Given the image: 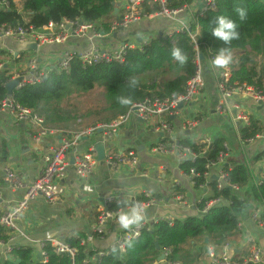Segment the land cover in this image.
<instances>
[{
    "label": "trees",
    "instance_id": "1",
    "mask_svg": "<svg viewBox=\"0 0 264 264\" xmlns=\"http://www.w3.org/2000/svg\"><path fill=\"white\" fill-rule=\"evenodd\" d=\"M10 11L0 12V24H23L26 21L36 27H43L50 22L62 20H83L88 23H98V31L110 34V25L119 17L114 14L117 0H8ZM169 8L180 9L190 6L193 0H168ZM19 2V3H18ZM21 4V13L18 6ZM242 7L246 17L239 20L235 9ZM153 10L152 12H154ZM224 15L239 24V38L225 45L211 35L216 18ZM191 33L196 34L194 40L187 31L174 32L168 35H156L146 45L129 49L122 64H99L84 67L75 58L67 71L54 70L42 83L27 85L13 91V99L20 106L32 109L42 116L47 125L63 129H72L78 121L86 122V128L100 123H108L120 115L126 114L135 104L146 99L174 98L184 93L187 82L193 76L197 54L208 57V51L216 55L220 48L231 50L232 82L246 83L256 89L264 90V62L258 63L254 57L264 56V0H217L216 11L208 12L205 16L191 17ZM179 47L188 57L187 62L180 66L171 56L172 49ZM3 54V53H2ZM8 70L0 73V101L8 97L6 85L12 76ZM135 81V83H133ZM97 89L104 92L105 106L80 115L63 107V102L74 95L89 94ZM119 97L131 99L128 105L119 103ZM104 112L106 115L96 119V115ZM87 120V121H86ZM240 137L244 141L261 135L264 126L260 121L252 119L249 127H240ZM182 148H189L195 157L182 161L181 170L191 177L195 188L206 184L209 196L198 205V210L204 209L205 202L223 198L230 205L215 206L203 215L189 216L176 219L172 226L166 221L155 223L149 231H144L135 240L130 241L126 251L122 253L113 248L102 259L91 261L96 254L81 246V240L88 237L78 233L76 237L66 238V242L76 249L72 260L67 255L56 254L51 246L46 247L48 261L46 264H154L162 255L164 249H171L172 254L167 261L178 264H196L195 254L192 253L194 243H204L208 237L209 244L221 249L231 244L238 235L237 224L241 217L251 209L252 201L264 203V184L255 185L246 198H241L231 187L241 189L252 181V172L247 163H236L226 160L221 170L227 173L228 185L218 190L217 180L207 181L204 177L208 161H216L224 153L225 142L215 139L209 156L205 157L209 146L202 141H191L188 137L179 140ZM258 156L255 160L258 161ZM260 160V159H259ZM195 175H191V171ZM174 196L183 195L185 190L174 186ZM138 200H142V197ZM124 207V202L111 206L112 210ZM10 230L0 229V238L7 240ZM159 245V249L156 247ZM0 264H43L35 259L31 247L17 246L12 256Z\"/></svg>",
    "mask_w": 264,
    "mask_h": 264
},
{
    "label": "built area",
    "instance_id": "2",
    "mask_svg": "<svg viewBox=\"0 0 264 264\" xmlns=\"http://www.w3.org/2000/svg\"><path fill=\"white\" fill-rule=\"evenodd\" d=\"M146 5L154 8V12H145ZM21 13V5H17ZM11 4L8 0H0V12L10 11ZM217 0H205L201 10L195 15L200 17L205 16L208 12L216 11ZM190 6L185 5L180 9L169 8L168 0H124L123 12L114 19L110 25V34L115 32L128 30L134 24L142 21L144 18L164 17L175 19L181 13H187ZM191 14L188 22L181 23L178 31H187L191 34L194 40L196 34L191 32ZM177 32V31H176ZM173 34V33H172ZM172 34H168L171 37ZM104 34L98 31V23H88L83 20L61 22H50L43 27H36L30 22L11 25L7 23L0 24V54L3 52L5 42L8 39L14 40L17 44L35 43L38 46V51L33 52L35 56L28 59L22 69L12 68L10 62L16 58H12L9 62L0 61V73L8 70V74L12 76V80L20 78L21 81L16 89H21L27 85H36L42 83L54 70L67 71L71 62L77 58L84 67H92L99 64L117 63L122 64L125 61V55L129 49L138 48L146 45L150 40L149 37L144 39L141 44L122 42L114 47H101L98 44H91L88 48L72 53L70 51H62L61 55L47 62H43L38 58L41 49L48 45H62L70 41V39H87L91 43L102 40ZM215 55L208 51L207 61H210ZM18 59V58H17ZM203 61L200 60V54L195 58L196 69L193 76L187 82L184 93L174 98L166 99H146L135 104L130 110L116 117L108 123H100L95 126L88 127L77 133H71L64 138L60 145L51 149L43 157V167L40 170L38 178L32 182H27L13 168L6 166L3 169L4 181L7 188L13 192H22V198L16 201L9 208L2 210L0 208V229H8L12 233L9 239L0 238V256L2 261H7L11 258L14 249L20 246L15 242L16 236L27 238L19 229L18 222L21 216L29 209L31 203L38 197H42L47 203H55L61 199L65 193V188L62 181L65 179L70 167L75 168L77 176L81 179L90 177L97 165V153L93 146L88 147L84 152L78 150V143L84 138H90L97 134H103L107 140H112L117 135L123 124L127 123L131 118L141 120L145 124H153L156 132L164 135V139L157 145L155 151L160 153L171 154L180 161L193 159L195 154L189 148H182L177 141L175 128L172 120L178 117L181 113L179 106H187L195 101L206 91L205 69ZM264 62V59L262 60ZM216 86L219 91V101L215 112L219 115L230 116L241 127H249L252 122V117L245 109L243 100L251 101L255 106H264V90L256 89L246 83L232 82V68L230 64L224 68H216ZM12 69V72H11ZM15 75V77H13ZM10 81V82H11ZM0 112L7 113L14 121L29 123L37 128L38 134L36 141L40 142L44 137L54 136L62 131L47 125L46 120L36 111L20 106L15 102L12 95L0 101ZM155 119V120H154ZM199 119L194 116L186 119L182 123L183 131H192L198 124ZM264 139L263 135H257L254 138L242 141L244 144L252 145L255 141ZM202 142L210 145L209 140ZM225 152L222 153L216 161H208L205 168L204 177L207 181L215 176L218 183V190H222L228 185L227 173L221 168L226 163L229 148L225 144ZM70 155L73 157L71 162ZM107 165L114 171H118L121 166L130 165L136 167L138 165V157L134 150L121 149L120 151H111L105 157ZM214 169L218 171L213 174ZM191 175H195L192 170ZM264 184V159L259 165V175L255 185ZM231 189L239 195L241 188L232 186ZM199 190L202 193V198L196 201L195 206L198 210V205L206 199L207 185H201ZM139 199V198H138ZM135 199L128 202L129 204L141 203L145 206V219L138 226H132L126 229L121 237L117 240L112 248L119 249L122 253L126 251L127 244L135 239H138L144 231H149L155 223L166 221L172 226L175 222V217L162 214L161 208L169 205L164 199H159L151 191L144 190L142 192V200ZM124 199L118 195H111L103 199L102 206L99 208L97 222L94 225L92 233L87 238L81 240V246H86L94 241L95 238L103 239L107 233L109 225L118 223L116 214L118 210H112L113 204L124 202ZM0 198V203H1ZM172 205H184L185 200L182 195H177L172 198ZM231 202L223 198H217L212 201L205 202L204 209L198 210V214L203 215L209 209L215 206L230 205ZM155 210L152 217L149 213ZM245 217H241L237 224V231L241 232L244 225ZM247 219L256 225L264 228V211L251 210ZM33 244L32 239H26ZM41 259L43 264L48 261L46 247L49 245L54 248L56 254L67 255L72 260L76 256V249L70 246L66 241L60 238H50L48 240H37ZM206 251L213 264H264V248L257 244L254 238L249 239V248L247 255L242 258L235 259L230 254V245H224L221 249L213 245H208ZM109 252L96 253L91 261L102 259ZM172 254L171 249H164L162 255L164 261H157L154 264H178L167 261V258Z\"/></svg>",
    "mask_w": 264,
    "mask_h": 264
},
{
    "label": "crops",
    "instance_id": "3",
    "mask_svg": "<svg viewBox=\"0 0 264 264\" xmlns=\"http://www.w3.org/2000/svg\"><path fill=\"white\" fill-rule=\"evenodd\" d=\"M205 0H193L190 10L181 13L175 19L155 17L144 18L142 21L131 26L128 30L115 32L111 35L105 34L102 40L90 42L87 39H70L62 45H48L41 49L38 55L43 62L58 58L61 52L66 50L78 53L91 44H98L101 47H114L122 42L141 44L147 37L156 35L165 36L179 30L181 23L188 22L191 14L195 15L204 5ZM124 0H117L115 7L118 15L123 12ZM154 10L146 5L145 12ZM19 44L8 39L5 42L3 52L0 54V61L10 62L12 68L22 69L26 61L35 56L30 51L18 52ZM3 53V54H2ZM18 53V54H17ZM17 55V56H16ZM29 55V57H25ZM262 55L255 56L257 62L262 63ZM18 58V59H17ZM205 69L206 91L191 104L184 106L178 117L172 120L175 128L177 141L188 137L191 141L209 140L212 143L215 139H223L229 151L227 160L242 164L247 163L252 172V181L248 186L241 189L239 196L246 198L250 195L251 189L259 175V165L264 159V139L255 141L252 145L244 144L240 137L238 124L227 115H219L215 109L219 101V91L216 86L217 69L209 67L207 59L203 60ZM12 72V69H11ZM15 77V75H13ZM245 109L252 119L260 121L264 126V106H255L249 100H243ZM196 116L199 124L192 130H182V123ZM155 120V119H154ZM73 129H63L56 126L61 133L54 136L44 137L40 142L36 141L37 128L29 123L14 121L7 113L0 112V208L5 210L22 198L23 193L11 192L4 181L3 169L9 166L22 175L27 182H32L38 178L43 167V157L58 147L61 141L71 133H77ZM264 136V131L261 134ZM164 139V135L156 132L153 124H145L141 120L131 118L123 124L119 133L112 140H107L103 134H97L90 138H84L78 143V150L84 152L88 147L96 149L97 160L98 150L101 149L104 160L98 161L90 177L81 179L77 176L75 168L70 167L62 184L65 193L55 203H47L42 197L34 200L29 209L21 216L18 227L28 238L34 241L29 243L25 237L16 236L15 242L20 246L31 247L34 250L35 259L39 253L37 240H48L50 238L76 237L82 232L87 235L92 233L97 222L99 208L103 199L111 196H121L125 201L130 202L142 197L144 190L151 191L159 199H164L169 203L167 207L161 208L160 212L175 219H185L189 216L198 215L196 201L202 198V193L195 188L191 177L186 176L181 170L182 161L175 156L155 151L157 145ZM134 150L138 157V165L121 166L118 171L112 170L106 163L105 157L108 152L120 151L121 149ZM260 157L255 160L257 157ZM72 156L70 155L71 162ZM218 169H214L215 174ZM174 186L185 190L182 195L185 200L184 205H172L174 196ZM206 190V196H209ZM264 211V203L258 206L252 201L251 209L244 215V225L241 232L232 240L230 254L235 259L247 255L249 239L254 238L261 247L264 248V228L256 225L247 219L251 210ZM155 210L149 213L152 217ZM126 229L118 223L109 225L107 233L103 239L95 238L85 247L87 251L110 252ZM12 234V233H11ZM192 253L195 254L196 264H213L205 249L204 243H194ZM38 260V259H37Z\"/></svg>",
    "mask_w": 264,
    "mask_h": 264
},
{
    "label": "clouds",
    "instance_id": "4",
    "mask_svg": "<svg viewBox=\"0 0 264 264\" xmlns=\"http://www.w3.org/2000/svg\"><path fill=\"white\" fill-rule=\"evenodd\" d=\"M236 14L240 21H243L246 17V10L242 7L235 9ZM239 24L230 19L227 16L219 15L216 18L215 26L211 28V35L218 41H222L225 45L231 43V41L239 38L238 32ZM171 56L180 66H183L188 57L183 53L179 47L172 49ZM232 61L231 50L227 47L220 48L216 55L210 61L209 67L224 68L227 67ZM135 83V81H133ZM119 103L122 105H128L131 103L130 98L119 97ZM145 206L141 203L129 204L124 202V207L119 208L116 214L118 224L128 229L132 226H138L145 219Z\"/></svg>",
    "mask_w": 264,
    "mask_h": 264
},
{
    "label": "rangeland",
    "instance_id": "5",
    "mask_svg": "<svg viewBox=\"0 0 264 264\" xmlns=\"http://www.w3.org/2000/svg\"><path fill=\"white\" fill-rule=\"evenodd\" d=\"M25 57L27 58V57H29V55H25ZM261 59L262 60L264 59L263 55H262ZM258 63H260V62H258ZM62 106L68 110L73 111V113L77 112L78 114L80 113V115H82L83 113L86 114L89 111H94L97 108L101 109L102 107L105 106L104 92L101 89H97V90H95L89 94L74 95L70 99L64 101ZM105 115L106 114L104 112H102V113H100V115H96V119L100 118L101 116H105ZM72 126H71V128H72ZM87 126L88 125H86V122L78 121L75 123L74 128L76 131H81V130L85 129V127H87ZM254 204L256 206H258V203L255 201H254Z\"/></svg>",
    "mask_w": 264,
    "mask_h": 264
},
{
    "label": "water",
    "instance_id": "6",
    "mask_svg": "<svg viewBox=\"0 0 264 264\" xmlns=\"http://www.w3.org/2000/svg\"><path fill=\"white\" fill-rule=\"evenodd\" d=\"M117 13H118V9L115 7L114 14L116 15ZM19 51L20 52H22V51H33V52H37L38 51V46L35 43H23V44H19L18 52ZM200 60L201 61L204 60L203 55H200ZM20 81H21V79L20 78H17V79L12 80L11 82H9L6 85V89H7L9 95H13V91L16 89V87L18 86V84L20 83ZM182 108H183V106L180 105L179 106V109H182ZM189 133L190 132H187V135H189ZM211 147H212V145L209 146L208 151L205 153V157H208L209 156V151H210ZM102 160H104V155H103L102 150L99 149L98 150V161H102ZM212 179L213 180H216L217 178L215 176H213ZM208 245H209V239H208V237H205V240H204L205 249L207 248ZM156 247H157V249L160 248L159 245H158V243H156ZM37 259L38 260L41 259V254L40 253H38ZM164 260L165 259H164L163 255H161L159 257V259H158L159 262L164 261Z\"/></svg>",
    "mask_w": 264,
    "mask_h": 264
}]
</instances>
